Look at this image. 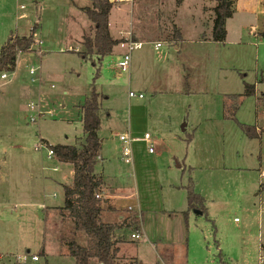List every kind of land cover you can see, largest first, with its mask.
<instances>
[{
    "label": "rangeland",
    "instance_id": "374dc122",
    "mask_svg": "<svg viewBox=\"0 0 264 264\" xmlns=\"http://www.w3.org/2000/svg\"><path fill=\"white\" fill-rule=\"evenodd\" d=\"M17 2L25 5L24 19H16ZM215 4L112 3L110 14L128 17L129 29L143 40L131 52L129 72L119 73L114 52L100 62L77 53L81 34L92 35L91 22L79 9L89 0H0V46L10 35L29 34L31 25L42 39L39 48L18 52L13 72L0 80V264H74L61 237L85 244L84 234H72L71 220L61 217L60 208L43 209L63 204L62 185L71 183H66L71 168L49 157L42 140L83 141L80 106L92 88L100 95L102 158L95 168L106 183L105 202L109 190L141 197L140 212L126 211L142 227L143 238L131 240L137 228L126 230L118 262L264 264V177L259 176L264 136L249 137L240 127L264 126V0H234L223 42L210 38ZM157 41L161 47L154 49ZM31 66L37 67L34 74L28 72ZM243 81L254 84V94L235 97ZM129 90L142 91L143 97L128 96ZM144 130L153 140V154L135 139ZM121 132L133 138L132 163L122 158ZM189 181L204 197L207 216L192 210L185 241L172 236V243L160 242L165 218L159 209L174 199L171 193L185 197ZM119 202L124 207L117 214L127 216L129 204L138 209L133 199ZM183 203L186 208V197L176 205ZM110 214L104 213L103 221L115 222ZM25 253L38 259L14 261Z\"/></svg>",
    "mask_w": 264,
    "mask_h": 264
},
{
    "label": "trees",
    "instance_id": "16d2710c",
    "mask_svg": "<svg viewBox=\"0 0 264 264\" xmlns=\"http://www.w3.org/2000/svg\"><path fill=\"white\" fill-rule=\"evenodd\" d=\"M112 2L109 0H90L89 6L82 7L91 22L92 35L82 38L83 49L77 51L82 58L96 56L101 58L112 52V48L121 38H114L110 34L108 18ZM210 38L215 42L225 39V20L234 12V0H216L212 8ZM264 38V31L260 32ZM32 35H10L0 46V72L13 71L17 53L31 50ZM98 75L96 70L94 78ZM243 91L235 97L254 94V84L243 81ZM99 93L92 88L81 104V123L83 141L74 144L42 143L52 150V157L57 161L68 164L73 169L70 184H63V204L60 208L61 217L71 220L72 234L81 232L85 236V244H80L72 238L61 237L68 255L74 258V264H90L93 260L97 264H120L117 260L119 242L126 230L137 228L136 221L127 216L115 222L103 221L102 213L109 209L103 195L104 180L102 174L96 171V163L100 157L102 139L98 135L100 127ZM240 127L245 135L259 137L264 126L241 123ZM186 190L187 211L195 210L197 215L207 216L204 197L194 190L191 181L184 186ZM99 195L96 197V195ZM104 201L106 206L101 202ZM184 211V216L187 214ZM66 212V213H64ZM208 219V218H207ZM215 232V228H214ZM58 238V234H57ZM215 241V240H214ZM216 243V241H215Z\"/></svg>",
    "mask_w": 264,
    "mask_h": 264
},
{
    "label": "crops",
    "instance_id": "0c3cea01",
    "mask_svg": "<svg viewBox=\"0 0 264 264\" xmlns=\"http://www.w3.org/2000/svg\"><path fill=\"white\" fill-rule=\"evenodd\" d=\"M89 5H90V0H89ZM89 5H85V6H89ZM82 7H84V6H80L79 9L82 10L81 9ZM130 22L131 21H130V19L128 17H124L123 16V18H121L119 16V14H116V13L114 15H111L110 14L109 15V18H108V26H109L110 34L114 38H121V39H123V38H131V39H134V40H139V41H141L143 43V40L141 38H139V36L136 33H134V30L132 28H130L131 30L129 29ZM83 36H84V33L81 34V39H80L81 43H82ZM157 42H159V41H157ZM170 43L173 44V45L175 44V48L176 49L178 48V45L175 42H170ZM159 47H161V44H160ZM82 49H83V45H81V49L80 50H82ZM122 51H123V49H121L116 44V45L113 46L111 53L114 52L115 55L117 56L116 58H118L119 54ZM118 72L121 73L119 71V69H118ZM127 72H129V69H128ZM137 92L143 93L142 91H137ZM223 107H224V104H223ZM144 132H147V131L144 130ZM122 133L123 132H121L120 134H122ZM141 136H136L135 138H140ZM263 136H264V131L260 134V136L258 138H261L262 139ZM138 141H141V140H138ZM142 142H144L147 146H149V145L152 146L153 145V140L152 139H150L149 142H146V141H143V140H142ZM149 154H153V150L151 152H149ZM100 158H102V157H99V159ZM132 162H133V160H132ZM176 165H177V167H181V165L179 163L176 164ZM70 168H71V178L66 183H69L71 181V179H72L73 169H72V167L69 166V169ZM260 177H262V176H260ZM261 184H262L261 185V190L264 191V183L262 182ZM193 188H194V186H193ZM109 191L111 193L107 197V204H108L107 206H109V209L103 211L102 216L106 212H107V214L115 213V217L117 218L115 221H117V220L123 219V218H125L127 216H130L129 213L126 210L130 211V213H132V210H134V212L135 211H139L140 212L142 210V209H139L140 208V198L141 197L139 196V194L136 193V191L129 192L128 194H125V195H122L120 193H115L114 190H109ZM185 195H186V193H185ZM170 196H174V199H172L171 201H167V203H165L163 205V209H159L161 211V214L165 218L163 232L161 234H159V236H158V240L160 242L163 241V239H164V240L172 243L174 241L173 239H171L172 236L176 237V240H177V237L178 238H183L184 237V234H185V227L187 226V222L189 220V215L191 214V211H187V203H186V208H185L184 203H183V207H182V204H180V206L176 205V202L178 203V199L179 198H183L184 199V202H185V197L186 196L184 197V195H183L181 197V195H180V196L177 197L176 195H174L172 193H171ZM108 198L111 200L110 202H108L109 201ZM123 199H133L134 200L133 208L138 207V209H131V205L129 204V205H126V207H128V208L124 209L125 212H126V214H127V216L125 214H117L119 208L124 207V204L119 202V200L122 201ZM167 199L169 200L170 198H167ZM59 207H61V205L60 206H57V205H44L43 209L45 211V209H59ZM184 211H187V214L185 216L183 214ZM111 215L112 214H110L109 216H111ZM234 219H236V218H234ZM107 222H111V221H107ZM140 229H142V227L139 226V224H138L137 230H140ZM187 230H188V226H187ZM170 231H171V234H170ZM132 232H130V234ZM184 241H185V239H184ZM215 244H216V247L218 248V242H216ZM117 246H118V244H117ZM118 248H119L118 249V252L119 251L121 252V249H120L119 246H118ZM162 251H164V250H162ZM164 253H166V251H164ZM117 257L119 258V254L118 253H117ZM118 258H117V260H118ZM130 261L132 262V264H135V261L134 260H130ZM129 264H131V263H129ZM139 264H142V263H139Z\"/></svg>",
    "mask_w": 264,
    "mask_h": 264
},
{
    "label": "built area",
    "instance_id": "2783aa9c",
    "mask_svg": "<svg viewBox=\"0 0 264 264\" xmlns=\"http://www.w3.org/2000/svg\"><path fill=\"white\" fill-rule=\"evenodd\" d=\"M112 3H118V2H122V1H131V0H109ZM16 8L19 9L21 11V13L16 15V19H24L26 18L25 14L23 13V10L25 8V5L23 3L17 2L16 3ZM29 30V34L32 35V42H31V46L35 47H40V45L42 44V39L38 38L35 36L34 33V27L31 25L28 28ZM28 35V34H27ZM117 45L123 49V51L119 54L118 58H117V68L119 69L120 72H127L129 69V62H130V56H131V52L135 49H139L142 47L143 43L139 40H134L131 38H123L121 39ZM160 46L159 42H156L154 44V48L157 49ZM31 48V47H30ZM38 51V49H37ZM37 67H29L28 72L29 74H34L36 71ZM8 77V73L6 71H1L0 72V80H4ZM128 96H132V97H138V98H142L143 94L141 92H133V91H128ZM133 138H130L128 135L122 133L119 135V140L121 142V154H122V158L125 162L127 163H131L132 162V151H131V141ZM137 140H143L146 142L150 141V135L148 132H144L142 134V136L140 138H135ZM147 150L148 152H151L152 146L149 145L147 146ZM48 156H52V150L48 149ZM57 169V168H54ZM260 176L264 177V171L260 172ZM99 195L97 194L96 197H98ZM131 239L133 240H140L141 238H143L142 233L139 230H135L130 234ZM30 260H37L38 256L36 254H29V253H25L22 255H17L14 257V261L16 263H21L27 259ZM264 261L261 259L260 263H263Z\"/></svg>",
    "mask_w": 264,
    "mask_h": 264
}]
</instances>
